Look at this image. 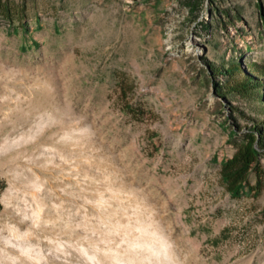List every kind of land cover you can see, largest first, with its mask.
<instances>
[{
	"label": "rangeland",
	"instance_id": "1",
	"mask_svg": "<svg viewBox=\"0 0 264 264\" xmlns=\"http://www.w3.org/2000/svg\"><path fill=\"white\" fill-rule=\"evenodd\" d=\"M0 3V264H264V0Z\"/></svg>",
	"mask_w": 264,
	"mask_h": 264
},
{
	"label": "trees",
	"instance_id": "2",
	"mask_svg": "<svg viewBox=\"0 0 264 264\" xmlns=\"http://www.w3.org/2000/svg\"><path fill=\"white\" fill-rule=\"evenodd\" d=\"M0 7H1V3H0ZM255 156H256V149L252 143V140H250V141L246 142V144L242 150V153H241V157H240L241 159H239V163H241V165L239 167L238 175L240 178H242L243 173L245 172V170L247 169L249 164L252 162V159L255 158ZM228 165L229 164L226 161L223 163L224 168H228ZM225 180H226L229 188L232 189V185L235 183L236 179L227 176L225 178ZM236 190H237V187L235 188V193H236Z\"/></svg>",
	"mask_w": 264,
	"mask_h": 264
}]
</instances>
